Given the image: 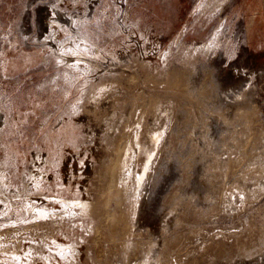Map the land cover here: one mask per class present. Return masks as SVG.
<instances>
[{"label": "rangeland", "instance_id": "374dc122", "mask_svg": "<svg viewBox=\"0 0 264 264\" xmlns=\"http://www.w3.org/2000/svg\"><path fill=\"white\" fill-rule=\"evenodd\" d=\"M0 264H264V0H0Z\"/></svg>", "mask_w": 264, "mask_h": 264}, {"label": "bare ground", "instance_id": "6f19581e", "mask_svg": "<svg viewBox=\"0 0 264 264\" xmlns=\"http://www.w3.org/2000/svg\"><path fill=\"white\" fill-rule=\"evenodd\" d=\"M161 137V135H160V133H155V134H153V135H151V140H153V141H156V140H158L159 138ZM147 167H148V165H146L145 166V168H144V170H146L147 169ZM79 200V199H78ZM78 203H80L81 205H82V207L83 208H88L90 205H89V202L87 201V200H85V201H79ZM34 208V207H33ZM89 209V208H88ZM39 213L40 214H42V215H44L47 211H46V208H40L39 210ZM38 213V214H39ZM20 256V255H19ZM18 257V256H17ZM19 262V261H18ZM17 262V263H18Z\"/></svg>", "mask_w": 264, "mask_h": 264}]
</instances>
